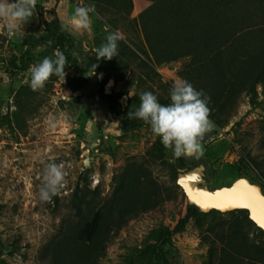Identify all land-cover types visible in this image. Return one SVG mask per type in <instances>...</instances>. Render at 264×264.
Returning a JSON list of instances; mask_svg holds the SVG:
<instances>
[{
	"label": "rangeland",
	"instance_id": "1",
	"mask_svg": "<svg viewBox=\"0 0 264 264\" xmlns=\"http://www.w3.org/2000/svg\"><path fill=\"white\" fill-rule=\"evenodd\" d=\"M133 1L126 14L128 0H123V16L111 7L100 13L94 6L89 14L91 27L82 32L74 31L65 21L77 6H92L90 2L59 0L56 11L62 31L73 43L80 41L84 49L99 47L109 32H119L126 42L141 45L144 40L138 15L143 9H136ZM143 1L155 8L162 27H192L213 38L217 0ZM47 2L37 0L31 20L15 37H9L6 28L0 26L1 264H52L43 248L60 225L82 223L92 210L109 202L116 192L121 194L124 188H135L142 197L157 202L127 219L106 243L97 264L203 263L207 247L200 241V229L209 215L190 218L182 231L173 230L193 202L170 178L167 163L172 158L166 149L163 155L159 152L151 128L122 134L119 118L97 94L100 75L86 73V83L73 91L69 82L77 74L67 64L63 80L52 75L42 90L33 91L30 67L53 56L43 46L35 49L27 69L21 71L14 66L19 64L25 34L32 28L39 30V6L51 5ZM186 61L181 58L162 63L156 69L163 80L174 84L181 79L178 70ZM120 84L109 81L106 87L115 91ZM260 90L258 86L255 105L244 94L238 97L228 123L221 128L213 124L202 141L203 155L192 156V169L182 170L178 176L189 174L193 176L191 185L208 190L245 177L264 193L261 180L240 160L241 153H263L259 127L264 119V96ZM49 160L62 163L66 177L59 194L51 202H42L38 193L43 167ZM76 185L84 201L79 213L71 206ZM81 215L84 218L79 221ZM77 247L82 253L90 250L89 244L78 243Z\"/></svg>",
	"mask_w": 264,
	"mask_h": 264
},
{
	"label": "trees",
	"instance_id": "2",
	"mask_svg": "<svg viewBox=\"0 0 264 264\" xmlns=\"http://www.w3.org/2000/svg\"><path fill=\"white\" fill-rule=\"evenodd\" d=\"M47 1L51 5L39 6V30L32 28L25 34L18 56L19 64L13 63L14 66L21 71L27 69L38 47L43 46L52 54L58 48L66 57V64L77 74L69 82L71 90H77L86 83V73L100 75L97 94L119 118L122 134L150 127L142 120L128 118V112H134L139 107L141 93L151 92L161 104L170 103L173 84L170 80H163L156 69L162 63L187 58L178 75L209 98V119L218 128L228 123L241 94L248 96L252 105L258 102V86L264 96V0H217L212 39L192 27H162L155 8L147 6L138 15L147 48L144 44L121 39L118 55L111 60H97L93 47L84 49L80 41L73 43L61 29L56 11L59 0ZM87 1L100 13L101 10L109 11L111 7L123 16V0ZM131 6V0H128L126 14ZM108 22L113 24V21ZM109 81L121 84L111 91L106 87ZM260 122L259 144L263 153H241L240 160L251 167L264 186V119ZM154 141L163 155L165 147L160 138L156 137ZM168 151L172 158L167 163L169 176L176 182L181 171L192 169L194 163L192 156L177 158L171 150ZM83 202L80 188L76 185L71 206L79 213ZM156 202L150 197H142L135 188H124L121 194L116 192L109 202L92 210L83 221L84 216L81 215L79 221L82 223L61 224L43 248L44 252L52 264H97L104 254L106 243L127 219L148 210ZM205 214L209 215V220L200 229V241L207 249L201 264H264V230L248 218L245 209L226 212L210 209L204 212L190 203L184 215L177 219L173 230L182 231L190 218ZM78 243L89 244L90 250L79 252ZM2 262L0 259V264Z\"/></svg>",
	"mask_w": 264,
	"mask_h": 264
},
{
	"label": "clouds",
	"instance_id": "3",
	"mask_svg": "<svg viewBox=\"0 0 264 264\" xmlns=\"http://www.w3.org/2000/svg\"><path fill=\"white\" fill-rule=\"evenodd\" d=\"M37 0H0V26L6 28L9 37L21 33L31 20ZM92 6H77L65 21L74 31H86L91 27ZM45 18L48 20L47 13ZM123 39L119 32H109L105 42L94 48L96 59L111 60L118 55V42ZM54 57V58H53ZM66 57L57 48L52 57L30 67V87L33 91L42 90L52 75L64 79ZM96 65H94V68ZM140 105L134 112H128L129 119H139L149 125L154 136L160 138L165 149L171 150L177 158L181 156L203 155L205 135L212 129L209 119V98L197 91L188 81L178 79L170 89V103L161 104L156 95L145 91L141 93ZM66 172L62 163L49 160L44 164L39 199L51 202L64 187Z\"/></svg>",
	"mask_w": 264,
	"mask_h": 264
},
{
	"label": "water",
	"instance_id": "4",
	"mask_svg": "<svg viewBox=\"0 0 264 264\" xmlns=\"http://www.w3.org/2000/svg\"><path fill=\"white\" fill-rule=\"evenodd\" d=\"M192 177L189 174L180 175L176 178V183L201 211L216 209L226 212L245 209L248 218L264 230V193L258 184L250 182L245 177H238L229 185L208 190L191 185Z\"/></svg>",
	"mask_w": 264,
	"mask_h": 264
},
{
	"label": "crops",
	"instance_id": "5",
	"mask_svg": "<svg viewBox=\"0 0 264 264\" xmlns=\"http://www.w3.org/2000/svg\"><path fill=\"white\" fill-rule=\"evenodd\" d=\"M134 7L138 10L144 9L146 6H148V3H146L143 0H134L133 1Z\"/></svg>",
	"mask_w": 264,
	"mask_h": 264
}]
</instances>
